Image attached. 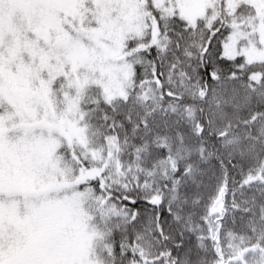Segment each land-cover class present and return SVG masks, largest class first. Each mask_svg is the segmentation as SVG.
<instances>
[{"label": "snow or ice", "instance_id": "6c2138e0", "mask_svg": "<svg viewBox=\"0 0 264 264\" xmlns=\"http://www.w3.org/2000/svg\"><path fill=\"white\" fill-rule=\"evenodd\" d=\"M0 264H264V0H0Z\"/></svg>", "mask_w": 264, "mask_h": 264}]
</instances>
